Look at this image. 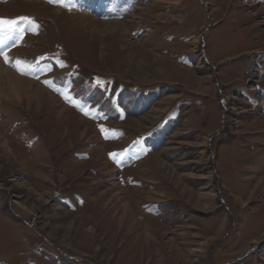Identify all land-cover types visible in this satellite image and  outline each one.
<instances>
[{
	"label": "rangeland",
	"instance_id": "1",
	"mask_svg": "<svg viewBox=\"0 0 264 264\" xmlns=\"http://www.w3.org/2000/svg\"><path fill=\"white\" fill-rule=\"evenodd\" d=\"M66 2L0 0V264H264V0Z\"/></svg>",
	"mask_w": 264,
	"mask_h": 264
},
{
	"label": "snow or ice",
	"instance_id": "2",
	"mask_svg": "<svg viewBox=\"0 0 264 264\" xmlns=\"http://www.w3.org/2000/svg\"><path fill=\"white\" fill-rule=\"evenodd\" d=\"M49 3L59 4L68 8L74 6L67 3L66 0H49ZM21 22H23L24 26H21ZM38 28V23H36V21L32 17L21 16L17 19L0 18V36H3L4 38L3 41H0V44L3 45L2 47H0V57L3 58L6 64L14 66L16 70L20 72V74L29 75L35 79H40V76L43 75L46 71H52L51 66L38 68V65L36 63L25 64V62L20 59L13 60V58L9 56V52L12 48L16 47L20 42L23 41L26 33L36 32L38 34ZM8 41H11V43H8ZM40 59L43 60L44 58L41 57ZM58 66L61 68L66 67L63 61H60ZM37 68L38 71H36ZM100 82V79L97 78L96 84L99 85ZM43 83L46 86L52 87L53 90L59 92L66 101L74 103V97L70 94V89L56 86L54 80L44 79ZM76 106L79 107L80 105L76 104ZM81 110L84 111L85 115L90 114L88 110H85L83 108H81Z\"/></svg>",
	"mask_w": 264,
	"mask_h": 264
},
{
	"label": "bare ground",
	"instance_id": "3",
	"mask_svg": "<svg viewBox=\"0 0 264 264\" xmlns=\"http://www.w3.org/2000/svg\"><path fill=\"white\" fill-rule=\"evenodd\" d=\"M0 41H3V39L2 38H0ZM1 45V44H0ZM1 61V60H0ZM20 78V77H19ZM14 80V79H13ZM21 81V80H20Z\"/></svg>",
	"mask_w": 264,
	"mask_h": 264
}]
</instances>
